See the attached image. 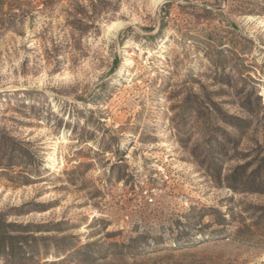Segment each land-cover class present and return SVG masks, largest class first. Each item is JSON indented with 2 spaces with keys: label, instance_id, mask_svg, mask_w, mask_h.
Returning a JSON list of instances; mask_svg holds the SVG:
<instances>
[{
  "label": "rangeland",
  "instance_id": "rangeland-1",
  "mask_svg": "<svg viewBox=\"0 0 264 264\" xmlns=\"http://www.w3.org/2000/svg\"><path fill=\"white\" fill-rule=\"evenodd\" d=\"M0 264H264V0L5 5Z\"/></svg>",
  "mask_w": 264,
  "mask_h": 264
},
{
  "label": "trees",
  "instance_id": "trees-1",
  "mask_svg": "<svg viewBox=\"0 0 264 264\" xmlns=\"http://www.w3.org/2000/svg\"><path fill=\"white\" fill-rule=\"evenodd\" d=\"M13 1H16V0H0V14L2 12L3 7L7 4H10Z\"/></svg>",
  "mask_w": 264,
  "mask_h": 264
}]
</instances>
